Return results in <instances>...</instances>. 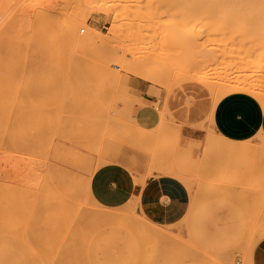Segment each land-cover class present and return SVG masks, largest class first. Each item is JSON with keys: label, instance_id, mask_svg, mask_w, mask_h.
<instances>
[{"label": "rangeland", "instance_id": "rangeland-1", "mask_svg": "<svg viewBox=\"0 0 264 264\" xmlns=\"http://www.w3.org/2000/svg\"><path fill=\"white\" fill-rule=\"evenodd\" d=\"M86 1L0 0V115H18L5 124L0 116V264H255L256 250L264 243V138L234 141L221 136L209 106L223 88L241 79L264 90V0L212 6L214 15L197 18L202 22L196 21L198 16L183 18L192 5L183 0ZM204 64L206 72L200 68ZM175 71L184 76L178 78ZM207 72L211 78L205 80ZM142 95L154 99L160 115L151 130L135 121ZM256 98L264 104V98ZM208 137L254 147L243 158L230 156L208 150ZM29 140L37 142L30 145ZM57 140L87 151L90 166L116 155V163L138 173L139 180L172 168L179 153L194 156L197 169L184 178L191 191L187 213L180 221L160 223L145 213L138 197L102 206L87 182L83 196H75L78 200L62 195L50 180V166L54 168L58 150L73 151ZM56 144L64 149L57 145L52 153ZM77 152L81 162L78 157L84 155ZM75 165L80 180L88 164L85 169ZM95 209L132 210L135 220L101 222L93 219ZM148 225L162 227L163 233L146 232Z\"/></svg>", "mask_w": 264, "mask_h": 264}, {"label": "crops", "instance_id": "crops-1", "mask_svg": "<svg viewBox=\"0 0 264 264\" xmlns=\"http://www.w3.org/2000/svg\"><path fill=\"white\" fill-rule=\"evenodd\" d=\"M141 101L135 113L136 123L147 130L156 128L161 119L154 99L142 95ZM209 113L216 132L227 139L264 138V104L250 93H231L218 102L214 97ZM117 160L114 155L91 178V193L99 205L118 206L138 197L145 213L157 222L173 223L185 216L191 203V191L184 178L197 169L194 156L179 153L172 168L145 180H139L138 173L116 163ZM255 264H264V243L256 250Z\"/></svg>", "mask_w": 264, "mask_h": 264}, {"label": "bare ground", "instance_id": "bare-ground-1", "mask_svg": "<svg viewBox=\"0 0 264 264\" xmlns=\"http://www.w3.org/2000/svg\"><path fill=\"white\" fill-rule=\"evenodd\" d=\"M5 1V0H4ZM90 1V0H89ZM174 1H176V0H174ZM184 1V3L186 4V2H190V3H188V5H191V7L189 8V7H187V9H186V11H185V15L183 16V18L185 19L186 18V20L187 19H189V21L191 20V18H192V15L195 17V16H198V17H196V21L198 20L197 18H200L201 20L202 19H204L206 16H209V15H214V8L212 7V6H216V5H218V6H220V5H224V6H226V4H232V3H236V4H239V5H242L243 6V4H246V3H251V4H257L258 5V3L260 4L261 3V1L262 0H183ZM183 1H181L182 3H183ZM86 2H88V0L86 1ZM139 2V1H138ZM179 2V4H180V1H178ZM3 3V2H2ZM181 3V4H182ZM10 4V3H9ZM147 4V3H146ZM180 4V5H181ZM1 5V4H0ZM93 5H94V3H93ZM145 5V4H144ZM7 6V5H6ZM11 6V5H10ZM131 6H133L132 4H131ZM137 6V5H136ZM141 6V5H140ZM139 6V7H140ZM184 4H183V9H184ZM223 6V7H224ZM245 6H247V5H245ZM253 6V5H252ZM4 7V6H3ZM125 7V6H124ZM197 7V8H196ZM198 7H209V8H206V9H200V8H198ZM229 7V6H228ZM10 8V7H9ZM20 8V7H19ZM128 9H130L129 7H127ZM126 8V9H127ZM135 8V7H134ZM142 8V7H141ZM149 8V7H148ZM160 8V7H159ZM179 8H180V6H179ZM182 8V7H181ZM189 8V9H188ZM212 8V9H211ZM249 8V7H248ZM250 8H251V6H250ZM3 9V8H2ZM4 9H6L5 7H4ZM15 9H18V8H15ZM147 9V8H146ZM124 10V9H123ZM153 10V9H152ZM160 10V9H159ZM182 10V9H181ZM254 10V9H253ZM7 11V10H6ZM12 11V10H11ZM13 11H14V13H15V10L13 9ZM133 11V10H132ZM143 11H145V10H143ZM157 11V10H156ZM155 11V12H156ZM5 12V11H4ZM158 12V11H157ZM21 13V12H20ZM186 13H187V15L188 14H191V15H186ZM209 14V15H208ZM10 15V14H9ZM123 15V14H122ZM129 15H131V14H129ZM136 15V14H135ZM178 15V14H177ZM15 16V15H14ZM17 16V15H16ZM21 16V15H20ZM189 16H191V18H189ZM125 17V16H124ZM127 17V16H126ZM204 17V18H203ZM211 17V16H210ZM12 18V17H11ZM16 18V17H15ZM14 18V19H15ZM207 18V17H206ZM212 18V17H211ZM133 19H134V15H133ZM10 20V19H9ZM186 20H184V21H186ZM195 20V19H194ZM201 20H198L199 22L201 21ZM206 20V19H205ZM11 21H12V19H11ZM20 21V20H19ZM22 21H23V19H22ZM193 21V20H192ZM204 21V20H203ZM210 21V20H209ZM1 22V21H0ZM7 22H8V19H7ZM6 22V23H7ZM179 22V21H178ZM202 22V21H201ZM6 23H5V25H4V23H3V25L4 26H7L6 25ZM9 23H11V22H9ZM14 23V22H13ZM13 23H11V24H13ZM17 23H20V22H18L17 21ZM127 23V22H126ZM192 23V22H191ZM195 23V22H194ZM211 23V22H210ZM21 25H22V23H20ZM132 24V23H131ZM199 24V23H198ZM16 25V23H14V25L13 26H15ZM180 25H181V23H180ZM189 25V24H188ZM2 26V25H1ZM10 26V25H9ZM9 26H8V28H9ZM182 26V25H181ZM185 26V25H184ZM206 26V25H205ZM209 26H210V24H209ZM18 27V26H17ZM21 27V26H20ZM207 27V26H206ZM6 28V27H5ZM197 28V27H196ZM213 28V27H212ZM211 28V29H212ZM217 28V27H216ZM215 28V29H216ZM11 29H12V27H11ZM11 29L9 28V30H10V34L11 33H14V32H11ZM14 29V28H13ZM12 29V30H13ZM182 29V28H181ZM204 29V28H203ZM218 29H219V27H218ZM5 29L3 28V30L2 31H4ZM9 30H8V32H9ZM16 30V29H15ZM191 30V29H190ZM193 30H194V28H193ZM205 30V29H204ZM214 30V29H213ZM220 30V29H219ZM0 31H1V29H0ZM18 31H19V29H18ZM180 31V30H179ZM183 31H185V30H183ZM186 31H188L187 29H186ZM200 31V30H199ZM202 31V30H201ZM16 32V31H15ZM19 32H21V31H19ZM140 32V31H139ZM189 32H191V31H189ZM193 32V31H192ZM196 32H198V31H196ZM132 33V32H131ZM152 33V32H151ZM179 33H181V32H179ZM199 33H201V32H199ZM206 33H209V31H207ZM206 33H204V34H206ZM221 33V32H220ZM18 34V33H17ZM130 34V33H129ZM135 34V33H134ZM137 34H138V32H137ZM153 34H155V33H153ZM183 34H187V33H184L183 32ZM189 34V33H188ZM195 33L193 32V35H194ZM212 34V33H211ZM215 34V33H214ZM6 35L8 36V34L6 33ZM19 35V34H18ZM17 35V36H18ZM139 35H141V34H139ZM144 35V34H143ZM193 35H191V36H193ZM196 35H197V33H196ZM195 35V36H196ZM213 35V34H212ZM16 36V35H15ZM33 35H31L30 36V39H31V37H32ZM167 36V35H166ZM170 36V35H169ZM195 36H193L195 39H196V37ZM199 36V35H198ZM202 36V35H201ZM1 37H3L4 38V36H3V34H2V36H0V38ZM11 37H12V35H10V37H8V38H10L11 39ZM19 37H20V35H19ZM171 37V36H170ZM180 37H181V35H180ZM182 37H183V35H182ZM193 37H191V38H193ZM200 37V36H199ZM3 38H2V40H3ZM7 38V37H6ZM13 38V37H12ZM21 38V37H20ZM20 38H18V39H20ZM125 38V37H124ZM126 38H128L127 36H126ZM137 39V37H133V39H131V40H134V39ZM184 38V37H183ZM186 38V37H185ZM184 38V39H185ZM190 38V37H189ZM190 38V39H191ZM198 38V37H197ZM136 39H135V41H136ZM138 39H140V36H139V38ZM137 39V40H138ZM156 39V38H155ZM174 39V38H173ZM181 39V38H180ZM188 39V38H187ZM205 39V38H204ZM207 39V38H206ZM154 40V39H153ZM186 40V39H185ZM197 40V39H196ZM1 41V40H0ZM16 41V40H15ZM14 41V42H15ZM20 41H21V39H20ZM178 41V40H177ZM191 41V40H190ZM194 41V40H193ZM5 42V41H4ZM8 42V41H7ZM17 42V41H16ZM15 42V43H16ZM131 42V41H130ZM130 42H128V45H129V43ZM133 42V41H132ZM131 42V43H132ZM142 42V41H141ZM170 42V41H169ZM175 42V41H174ZM187 42H189L188 40H187ZM186 41H185V43H187ZM201 42H203V41H201ZM1 43H2V41H1ZM18 43V42H17ZM130 43V44H131ZM178 43V42H177ZM184 43V42H183ZM184 43V44H185ZM193 43V42H192ZM191 43V44H192ZM195 43L197 44V41H195ZM204 43V42H203ZM203 43H201V44H203ZM5 44V43H4ZM8 44V43H7ZM11 44V43H10ZM134 44H136V43H134ZM196 44H193L194 46L196 45ZM199 44V43H198ZM1 45V44H0ZM12 45V44H11ZM33 45V44H32ZM127 45V44H126ZM169 45V44H168ZM168 45H166V46H168ZM179 45V44H178ZM186 45V44H185ZM6 46V45H5ZM10 45H8L7 47H9ZM16 45H14L13 46V49H15V50H17L18 48H20L21 46H20V44L18 45V47H17V49L16 48H14ZM130 46V45H129ZM136 46V45H135ZM138 46V45H137ZM2 47V46H1ZM31 47H33V46H31ZM168 47H170V46H168ZM167 47V48H168ZM172 47V46H171ZM199 47H200V45H199ZM204 47V46H203ZM5 48V47H4ZM128 48V47H127ZM192 48V47H191ZM194 48V47H193ZM3 49V48H2ZM6 49H11L12 50V48L10 47V48H6ZM31 49V48H30ZM170 49V48H169ZM172 49V48H171ZM175 49V48H174ZM178 49V48H177ZM204 49V48H203ZM5 50V49H4ZM14 50V51H15ZM161 50H162V48H161ZM185 50V49H184ZM189 50V49H188ZM188 50H186V51H188ZM20 52H21V50H19ZM32 51V50H31ZM131 51H132V48H131ZM156 51H158V50H156ZM168 51V50H167ZM180 51V50H179ZM192 51V50H191ZM191 51H189V52H191ZM196 51V50H195ZM202 52H203V50H201ZM200 51V52H201ZM6 52V51H5ZM10 52V51H9ZM19 52V53H20ZM169 52V51H168ZM171 52H174V51H171ZM194 52V51H193ZM11 53V52H10ZM15 53H16V51H15ZM18 53V52H17ZM158 53H160V51L158 52ZM170 53V52H169ZM174 53H176V50H175V52ZM173 53V54H174ZM181 53V52H180ZM1 54V53H0ZM21 54V53H20ZM31 54H33V52L31 53ZM183 54H184V52H183ZM190 54V53H189ZM195 54V56H196V53H194ZM194 54L192 53V55H193V57H195L194 56ZM201 54V53H200ZM12 57H13V52H12ZM17 55V54H16ZM157 54H154V56L157 58V56L159 55H157ZM171 55V54H170ZM174 55H177V54H174ZM179 55V54H178ZM201 55H203L204 56V54H201ZM7 56H9V55H7ZM160 56H163V52H162V55H160ZM165 56V55H164ZM166 56H168V54L166 55ZM181 57H182V55H180ZM187 56V55H186ZM185 56V57H186ZM189 56V55H188ZM198 56H199V54H198ZM208 56V55H207ZM15 57V56H14ZM150 58H152L151 56H149ZM159 57V56H158ZM170 57V56H169ZM179 57V56H178ZM185 57H183V58H185ZM190 57V56H189ZM192 57V56H191ZM192 57V58H193ZM202 57V56H201ZM16 58V57H15ZM161 58H163V57H161ZM167 58V57H166ZM175 58H176V56H175ZM191 58V59H192ZM200 57H198V59H199ZM1 59V58H0ZM4 59V58H3ZM8 59H9V57H8ZM17 59V58H16ZM165 59V58H164ZM190 59V60H191ZM147 60V58L145 59V61ZM175 60V59H174ZM183 60V59H182ZM193 61H194V59H192ZM1 61V60H0ZM161 61H163V59H161ZM161 61L159 62V64L161 63ZM166 61V60H165ZM165 61L164 62H162L161 64H163V63H165ZM168 61H169V59H168ZM209 61H210V59H209ZM5 62V61H4ZM17 62V61H16ZM148 62V61H147ZM152 62V61H151ZM156 62V61H155ZM176 62H179V61H176ZM188 62V61H187ZM192 62V61H191ZM201 62V61H200ZM9 63V62H8ZM20 63V62H19ZM18 63V64H19ZM145 63L146 62H144L143 63V65H145ZM148 63H150V62H148ZM157 64H158V62H156ZM182 63H184V61L182 62ZM195 63V62H194ZM204 63H206L207 65H208V63L206 62V60H205V62ZM155 64V63H154ZM156 64V65H157ZM166 64V63H165ZM185 64V63H184ZM189 64V63H188ZM201 64V63H200ZM9 65V64H8ZM146 65H148V64H146ZM168 65V63L166 64V66ZM173 66L174 65H176L175 67H180V68H182V66H178L175 62H174V64H172ZM180 65V64H179ZM6 66V65H5ZM169 66V65H168ZM184 66V65H183ZM186 66V65H185ZM201 66V65H200ZM16 67V66H15ZM154 67V66H153ZM153 67H151V68H153ZM157 67V66H156ZM155 67V68H156ZM189 67H190V65H188L187 66V68L189 69ZM194 65L193 64H191V67H190V69H194ZM203 67V68H202ZM205 67V64H204V66L202 65L200 68H202V69H205L204 68ZM2 68V67H1ZM0 68V69H1ZM5 68V67H4ZM14 68V67H13ZM147 68H149V67H147ZM150 68V69H151ZM154 68V70H156ZM180 68H178V69H180ZM185 67H183L182 69H184ZM18 69V68H17ZM150 69H147V70H150ZM164 69V68H163ZM166 69H167V67H166ZM165 69V70H166ZM174 69V68H173ZM173 69H170V71L169 72H171ZM208 69V68H207ZM207 69H205V72H206V70ZM211 69V68H210ZM154 70H151L152 72V74H153V72H154ZM169 70V69H168ZM167 70V71H168ZM175 70H176V68H175ZM184 70H186V69H184ZM159 72H160V70H158ZM161 71H164V70H161ZM178 71H180V70H178ZM177 71V72H178ZM188 71V70H187ZM186 71V72H187ZM191 70H189V72H190ZM176 72V71H175ZM177 72H176V74H177ZM194 72L196 73V71L194 70ZM193 72V73H194ZM198 72V71H197ZM155 73V72H154ZM172 73V72H171ZM178 73H181V71L180 72H178ZM185 73V72H184ZM199 73V72H198ZM5 74V73H4ZM148 72L145 70L144 72H143V75H144V77H146V78H148L151 74H149V76H148ZM157 74V73H156ZM160 74V73H159ZM163 74H165V73H163ZM186 74V73H185ZM190 75L192 74V73H189ZM200 74V73H199ZM206 74V73H205ZM0 75H2L3 76V73L2 74H0ZM154 75V74H153ZM169 75V74H168ZM196 75V74H195ZM207 75H209L208 74V72H207ZM177 76H178V74H177ZM180 76H184V74L182 75V74H180L179 76H178V78H180ZM187 76V75H186ZM199 76V75H198ZM211 75H209V76H207L206 77V75H205V80L206 79H209V77H210ZM161 77V76H160ZM192 77H193V75H192ZM151 78V77H150ZM167 78V77H166ZM177 78V79H178ZM182 78V77H181ZM211 78V77H210ZM151 79H153V78H151ZM150 79V80H151ZM158 79V78H157ZM160 79H162V78H160ZM154 80H156V75H155V79ZM167 80V79H166ZM170 80V79H169ZM201 80H202V78H201ZM168 81V80H167ZM176 81V80H175ZM157 82H161V81H157ZM162 82L163 83H167V82H165L164 80H162ZM211 82V79L209 80V83ZM168 83H170V82H168ZM172 83H174V80L172 81ZM171 83V84H172ZM206 83V82H205ZM207 83H208V81H207ZM4 85V84H3ZM166 85V84H165ZM170 84H168V86H169ZM173 85V84H172ZM211 85V84H210ZM218 84L216 83V85L214 84L211 88L213 89L214 87H216ZM1 90V89H0ZM264 90H263V88L259 85V84H257V83H254V82H250V81H248V80H238L236 83H233V84H231L230 86H226L225 88H223V90L221 91V92H219L218 93V95L215 97V102H218L221 98H223V97H225L226 95H229V94H231V93H235V92H245V93H250V94H252V95H254V96H256V97H260V98H264V92H263ZM3 95H4V93H2ZM1 95V94H0ZM2 103H3V101H1ZM1 103V104H2ZM7 103V102H6ZM1 106V105H0ZM13 106V105H12ZM17 105H15V106H13L14 108L16 107ZM2 108V107H1ZM19 108V107H18ZM5 109V108H4ZM3 109V110H4ZM8 110V109H7ZM20 110V109H19ZM11 111H12V108H11ZM4 112V111H3ZM9 112V111H8ZM14 112H17V111H14ZM5 113H7V112H5ZM12 114V113H11ZM1 116V118L3 117L2 115H0ZM9 116V115H8ZM14 117L16 118V116L14 115ZM13 117V118H14ZM147 117V116H146ZM4 119H5V121H4V119H2L1 121L2 122H4V124H5V122L7 121L6 119H8L9 117H7V118H5V116L3 117ZM13 118H9L10 120H11V122L13 121ZM16 119H18V115H17V118ZM16 119H14V121L16 120ZM10 120H9V122H10ZM18 121V120H17ZM10 122V123H11ZM14 123V122H13ZM12 123V124H13ZM4 124H3V127L1 128L2 129V131H3V128H4ZM15 124V123H14ZM13 124V125H14ZM6 125H8V124H6ZM16 125H17V123H16ZM2 126V124L0 125V127ZM12 125H10L9 127H11ZM17 126H19V125H17ZM15 127V126H14ZM17 128H19V127H17ZM1 129H0V131H1ZM15 129V130H14ZM13 130L14 131H16V127L14 128ZM19 130V129H18ZM179 130V129H178ZM2 131L0 132V134L2 133ZM175 131H177L176 129H175ZM14 133V132H13ZM175 133V132H174ZM177 133V132H176ZM33 138H30V140H32ZM35 139V138H34ZM33 139V140H34ZM37 139V141H38V138H36ZM29 140V142L31 143L30 145H32V144H34V142H35V144H36V140L34 141V142H31ZM28 141V140H27ZM42 141V140H41ZM40 140H39V142H41ZM55 142H56V139H55ZM60 142V141H59ZM58 142V140H57V143H59ZM193 142H195V141H193ZM52 143V142H51ZM50 143V144H51ZM61 143V142H60ZM66 143H69V142H65V144ZM26 144V143H25ZM29 144V143H28ZM54 143H52V145H53ZM61 144H63L62 146L64 147V142L63 143H61ZM42 145V144H41ZM58 144H56L55 146H57ZM60 145V144H59ZM58 145V146H59ZM68 145H70V144H68ZM66 146L65 148H67V147H69V148H67V150H71L72 148L74 149V147H75V149H77L76 148V146H73V147H70L71 145H74V144H72L71 143V145L70 146ZM75 145H77V144H75ZM206 145H207V148H208V150H212V151H218V152H222V153H224V154H228V155H230V156H235V157H245V156H247L252 150H253V147H254V145L252 144V143H250V142H244V143H241V144H237V143H226V142H222V141H219V140H217V139H213V138H211V137H208V139L206 140ZM37 146V145H36ZM35 146V147H36ZM55 146H53L54 147V149L52 150V153H55L54 152V150L56 151V150H58L57 148H58V146L57 147H55ZM61 146V145H60ZM60 146H59V149H60ZM35 147H33V149L35 148ZM39 147H41V146H39ZM38 146L35 148V149H37V150H39L40 148H39ZM43 147V146H42ZM80 147V146H79ZM78 147V148H79ZM39 148V149H38ZM50 148H51V145H50ZM50 148H48V149H50ZM82 148V147H81ZM31 149H32V147H31ZM33 149H32V151H33ZM52 149V148H51ZM50 149V150H51ZM64 148H62V149H60V150H63ZM71 150V151H73V152H75V154H76V152L77 151H75V150ZM83 149V148H82ZM36 150V151H37ZM66 150V151H67ZM78 150V149H77ZM104 150V149H103ZM107 150V149H106ZM106 150H104V152L106 151ZM36 151H33V152H36ZM63 151H65V150H63ZM63 151H61L62 153H64V154H61V153H59L60 151L58 150L56 153V157L55 158H53L54 160H55V165H54V168H53V166L51 167L50 166V164L52 163H50L49 164V166H50V180H51V182H52V184H53V186H55V188H58V186H60V188H58L59 189V191H60V189H62V195H64V194H66L65 196L66 197H68V198H76V197H78V196H83L82 194L83 193H85L84 192V184L87 182V184L89 185L90 184V181H91V178L93 177V175H94V173L97 171V169H99L101 166H102V164H95V165H89V163H87V160H88V157L86 156V155H89L88 153L86 154L85 153V155H84V152H87V151H78V152H81V154L83 153V155H84V158H83V156H81V157H78V159L79 158H81V162H80V160H77L76 159V156L74 155V153L73 152H71L72 154H70L69 152H63ZM77 152V153H78ZM103 152V153H104ZM45 153H47L48 154V152H45ZM50 153V152H49ZM46 155V154H45ZM49 155V154H48ZM47 155V156H48ZM53 155V154H52ZM49 156H51V155H49ZM85 156L87 157V158H85ZM47 158V157H46ZM87 159V160H86ZM54 160H53V163H54ZM86 160V161H85ZM52 161V160H51ZM77 161H79V162H77ZM49 162H50V160H49ZM83 162V163H82ZM78 163H79V165H78ZM88 164L87 166H86V170L84 171L83 169V176L80 178V180H78L79 179V177L78 176H76V175H78V174H80L81 175V172H80V170L78 171L79 173H77V167H76V165L75 164H77V166H79L80 168L79 169H81V167L83 168L84 167V169H85V166H84V164ZM82 165V166H81ZM51 168H52V170L53 169H55V173L51 170ZM52 171V172H51ZM77 173V174H76ZM77 177H78V179H77ZM2 179V178H1ZM34 179H32V181H33ZM1 181H3V179L1 180ZM78 181H79V183H78ZM54 184H56V185H58V186H56V185H54ZM30 185V184H29ZM32 185H34V184H32L31 183V185L30 186H32ZM18 187V186H17ZM89 188V187H88ZM30 189V188H29ZM31 191V190H30ZM24 192V191H23ZM30 193V192H29ZM34 193V192H33ZM64 193V194H63ZM32 194V193H31ZM71 195V196H70ZM76 195H78V196H76ZM264 195V194H263ZM76 196V197H75ZM30 197H31V195H30ZM80 198V197H79ZM77 200H78V198H76ZM135 201V200H134ZM70 203V202H69ZM76 204L78 205V203L76 202ZM71 205V204H70ZM74 206V205H73ZM83 209V208H82ZM82 209H80V211L82 210ZM94 210V209H93ZM97 209H95V211L93 212V214H92V216H94V218L93 219H95V218H100V221L101 220H104L105 222H108L109 221V223L111 224V222L110 221H114L115 222V220L116 219H118L119 221H116V223H118V222H122V223H124V224H126V223H128V222H132V221H134L135 220V218L133 217V215H132V210H129V213H124V212H115V211H111V210H102V209H100V211L98 210V211H96ZM84 211V210H83ZM83 211H82V213H83ZM87 211H89V210H87ZM86 211V212H87ZM86 212H84V214L86 213ZM91 212V211H90ZM89 213V212H88ZM88 213H86L87 215H88ZM263 213H264V211H263ZM85 214V215H86ZM91 214V213H90ZM86 215V216H87ZM90 216V215H89ZM262 216V215H261ZM145 217H147V216H145ZM87 218H89L88 216H87ZM254 218V217H253ZM92 219V220H93ZM115 219V220H114ZM263 220H264V218H263ZM96 221L97 222H99L97 219H96ZM123 221H126V223L125 222H123ZM102 222V221H101ZM105 222H103V224L105 223ZM109 223H107V224H109ZM121 223V224H122ZM102 224V225H103ZM120 224V223H119ZM257 224H258V222H257ZM105 225V224H104ZM114 225H115V223H114ZM116 226V225H115ZM114 226V227H115ZM124 229V228H123ZM117 229H115V231H116ZM112 231V230H111ZM114 231V232H115ZM145 231L146 232H148V233H151V234H154V235H160V234H162L163 233V228L162 227H159V226H151V225H148V226H146L145 227ZM114 235H116V234H114ZM113 236V235H112ZM109 238V237H108ZM144 264V263H143Z\"/></svg>", "mask_w": 264, "mask_h": 264}]
</instances>
